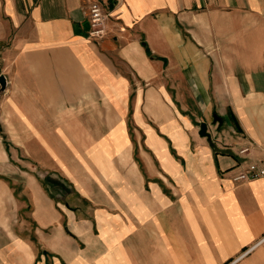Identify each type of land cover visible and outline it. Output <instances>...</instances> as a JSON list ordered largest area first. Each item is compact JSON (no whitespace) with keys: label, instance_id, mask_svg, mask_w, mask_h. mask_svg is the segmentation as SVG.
<instances>
[{"label":"crops","instance_id":"1","mask_svg":"<svg viewBox=\"0 0 264 264\" xmlns=\"http://www.w3.org/2000/svg\"><path fill=\"white\" fill-rule=\"evenodd\" d=\"M0 74V264H264V0H0Z\"/></svg>","mask_w":264,"mask_h":264},{"label":"built area","instance_id":"2","mask_svg":"<svg viewBox=\"0 0 264 264\" xmlns=\"http://www.w3.org/2000/svg\"><path fill=\"white\" fill-rule=\"evenodd\" d=\"M89 31L88 35L92 39H100L107 30V20L110 16L98 2H91L87 8ZM248 147H243L239 150L240 154L248 151ZM264 175V164L251 162L245 168L236 171L232 179L235 182L245 181L257 178Z\"/></svg>","mask_w":264,"mask_h":264},{"label":"rangeland","instance_id":"3","mask_svg":"<svg viewBox=\"0 0 264 264\" xmlns=\"http://www.w3.org/2000/svg\"><path fill=\"white\" fill-rule=\"evenodd\" d=\"M133 122H130V128L129 131H131V141H132V148L130 149V160H131V164L133 165V160L138 164V167L140 169V171H143V167L141 165V161H140V151H141V147L140 144L143 142V137L140 133H138L137 131H133L132 132V128H133ZM53 189H51L50 194L54 197V199L59 200V203L63 206V200L65 198H69L67 195L68 190H64L63 192H57L58 190H56V188L52 187ZM67 194V195H66ZM168 194V193H167ZM173 199L175 198V196H172ZM73 202V201H72ZM84 201L80 200L79 203H83ZM87 202V201H86ZM173 202H175L173 200ZM192 247V246H189ZM136 264H174L173 260L170 259H165L163 258L162 260H151L149 258L145 259V260H140L138 261Z\"/></svg>","mask_w":264,"mask_h":264},{"label":"water","instance_id":"4","mask_svg":"<svg viewBox=\"0 0 264 264\" xmlns=\"http://www.w3.org/2000/svg\"><path fill=\"white\" fill-rule=\"evenodd\" d=\"M6 82V76L4 74H0V94L4 91ZM214 119H218L217 115H214ZM198 134L200 136L210 137V133L207 131V124L205 122L200 123Z\"/></svg>","mask_w":264,"mask_h":264}]
</instances>
